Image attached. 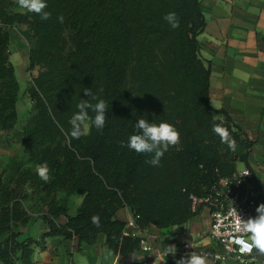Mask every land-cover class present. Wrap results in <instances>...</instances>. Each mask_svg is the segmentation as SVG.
Masks as SVG:
<instances>
[{"label":"trees","instance_id":"1","mask_svg":"<svg viewBox=\"0 0 264 264\" xmlns=\"http://www.w3.org/2000/svg\"><path fill=\"white\" fill-rule=\"evenodd\" d=\"M46 2L51 17L45 21L15 11L14 0H0V129L6 135L18 122L20 91L10 28L28 29L27 70L37 71L26 88L32 110L22 128V153L0 176V264H34L35 248L53 237L74 240L75 251L84 253L104 235L109 252L125 257L140 249L141 239L124 234L126 224L116 218L120 209L128 208L142 230L189 223L198 214L191 196H204L239 164L251 170L253 142L226 112L210 106V64L199 57L205 28L199 0ZM169 12L179 17L176 29L163 19ZM84 89L108 103L107 122L99 131L90 120L88 134L72 139L68 121L80 99H90ZM217 114L223 120L213 121ZM139 118L171 123L181 134L159 166L121 147ZM213 123L229 129L235 152L213 133ZM45 162L48 183L36 171ZM74 195L83 201L71 217L68 197ZM34 199L48 231L39 241L21 240V228L31 221L26 203ZM93 215H99V227Z\"/></svg>","mask_w":264,"mask_h":264},{"label":"crops","instance_id":"2","mask_svg":"<svg viewBox=\"0 0 264 264\" xmlns=\"http://www.w3.org/2000/svg\"><path fill=\"white\" fill-rule=\"evenodd\" d=\"M199 2L205 18L204 31L198 37L199 57L205 65L210 64V106L215 111L226 112L248 140L253 142L248 162L254 178L264 191V0ZM16 29L23 31L25 39L15 38L14 44L18 42L17 46H25V54L28 55L29 31L26 27ZM12 40L10 33L9 49L13 44ZM10 61L15 68L16 60L11 51ZM28 64L29 60L22 70L27 69ZM27 73L25 79L29 85L31 76L36 75L37 71ZM20 93L21 87L16 105L18 122L15 130L6 135L0 129V176L8 169L12 159L22 153V128L28 118L19 121V116L20 111L28 109L30 115L32 102L26 89L22 95ZM216 116L223 120V116ZM243 168L245 165L239 164L237 169ZM82 201L83 196L68 197L69 216L76 215ZM132 216L128 208H122L116 213V218L125 224ZM66 221L65 217H60L58 224L64 225ZM210 225L208 210L201 208L185 225L166 229L151 226L142 231L130 230L129 236L146 241L149 252L143 253L139 249L125 257L109 252L104 235L99 236L96 245L85 246L84 253L75 251L74 240L63 237L46 238L44 244L35 248L33 261L35 264H142L144 259H157L163 264H175L176 259L188 253L183 249L185 244H197L207 250L218 249L217 244L208 236ZM47 231L45 222L37 218L20 230L19 239L39 241ZM170 245L176 246L175 257L164 255L166 246ZM256 257L259 261L264 259L258 253Z\"/></svg>","mask_w":264,"mask_h":264},{"label":"clouds","instance_id":"3","mask_svg":"<svg viewBox=\"0 0 264 264\" xmlns=\"http://www.w3.org/2000/svg\"><path fill=\"white\" fill-rule=\"evenodd\" d=\"M15 3L22 10L28 13H33L42 20H48L51 13L47 11L48 4L46 0H15ZM60 22H63V17H58ZM163 19L176 29L180 25L179 17L175 12L167 13ZM84 94L90 99H80L77 104V111L73 113L70 120V131L68 135L72 139H80L86 136L89 132V121L97 130L102 131L107 122L108 103L104 99H99L93 95L91 89H84ZM96 102L93 103L92 101ZM94 114L90 116L89 112ZM220 119L218 116H213V121ZM135 133L131 134L127 141H121V147H126L128 150L135 152L137 155H147L151 158L146 160V163L151 166H159L164 154L171 148L180 144L181 134L179 130L168 122H149L148 119L139 118L134 124ZM212 131L216 134L222 144L227 145L229 150L235 152L237 149L236 140L233 138L229 129L223 126L222 123H213ZM37 175L45 183L50 182L51 170L47 162L39 165L36 169ZM247 175V174H245ZM256 215L243 219L240 217L237 231L246 235L232 237V244L236 246L240 254L239 264H249L244 259L245 256H252L253 250L259 255L264 256V203H261L256 209ZM93 225L100 226L99 215L91 217ZM191 247V245H190ZM176 246H166L164 255H176ZM254 259V257H253ZM175 264H209L208 253L191 251L185 253L179 259L175 260Z\"/></svg>","mask_w":264,"mask_h":264},{"label":"built area","instance_id":"4","mask_svg":"<svg viewBox=\"0 0 264 264\" xmlns=\"http://www.w3.org/2000/svg\"><path fill=\"white\" fill-rule=\"evenodd\" d=\"M253 179L254 176L248 168L237 169L232 177L220 179L204 196H191L193 212L198 213L201 208L208 210L211 220L208 236L217 244L218 249L207 250L197 244H185L183 245L185 251L208 253L209 264H239L240 254L236 246L232 244V237L246 235L237 231L240 217L243 219L254 217L255 209L264 203V191L255 186ZM130 230L142 231L133 216L126 223L124 234L129 236ZM140 250L143 253L149 252L144 239L140 241ZM244 259L249 264H264V259L261 261L257 259L255 250L252 256H245ZM142 264L163 263L157 259H144Z\"/></svg>","mask_w":264,"mask_h":264},{"label":"rangeland","instance_id":"5","mask_svg":"<svg viewBox=\"0 0 264 264\" xmlns=\"http://www.w3.org/2000/svg\"><path fill=\"white\" fill-rule=\"evenodd\" d=\"M14 3H15V0H14ZM14 10L17 12H26L25 10L20 9L16 3L14 6ZM16 28H18V27H16ZM16 28L12 27L9 29V33H11V35L13 37V40H12L13 44L11 45L9 50L12 52V54L14 55V58L16 60V62H14L15 63V74H16L17 80H18L20 87H21L20 95H22L23 90L26 89V87L28 86V82L25 79V75L28 74L27 73L28 68L25 70L24 69L22 70V67L24 66V64H26L28 62V55L25 54L26 53L25 46H22V47H20V45L17 46L16 44H18V42H16L14 44L15 38L25 39L23 31L18 30ZM15 52H16V54H15ZM29 111H30V109H28L26 111H20L19 121H23L24 119H27L28 115H29ZM15 157H17V156H15ZM74 196L79 197L78 195H74ZM26 208L29 211L31 220H37V218L41 219L42 214H43V209L40 207L39 203L35 201V199L28 201L26 203ZM71 211H73V208L71 209ZM21 229H23V228H21ZM33 263L35 264L34 261H33Z\"/></svg>","mask_w":264,"mask_h":264}]
</instances>
